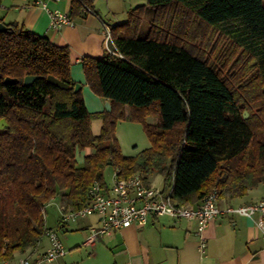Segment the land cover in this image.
Wrapping results in <instances>:
<instances>
[{
  "label": "trees",
  "instance_id": "1",
  "mask_svg": "<svg viewBox=\"0 0 264 264\" xmlns=\"http://www.w3.org/2000/svg\"><path fill=\"white\" fill-rule=\"evenodd\" d=\"M91 2L71 0L69 18L84 5L91 10ZM5 25L0 260L37 245L47 230L44 204L56 195L64 212L85 206L91 182L106 184L108 166L144 181L160 173L182 204L198 203L213 188L243 195L264 181V0H146L130 8L109 27L114 52L81 59L87 85L111 104L94 113L74 90L67 46L21 23ZM25 75L37 78L24 85ZM7 76L15 82L4 83ZM126 115L150 141L136 156L124 155L115 136ZM94 118L101 119L97 134ZM86 148L79 165L76 154Z\"/></svg>",
  "mask_w": 264,
  "mask_h": 264
},
{
  "label": "crops",
  "instance_id": "2",
  "mask_svg": "<svg viewBox=\"0 0 264 264\" xmlns=\"http://www.w3.org/2000/svg\"><path fill=\"white\" fill-rule=\"evenodd\" d=\"M145 2L92 0V12L83 9L72 23L62 22L58 28H53L51 15L69 16L71 0H0V21L21 23L31 32L47 36L55 44L67 46L71 79L81 84L84 104L89 112L94 113L105 110V101L109 100L91 91L85 81L81 59L84 56L101 57L107 50L103 41V25L110 27L123 21L130 8ZM107 47L114 48L113 43H108ZM125 113L128 114L127 107ZM90 152V148L82 150L80 161ZM153 175L145 182L156 186L152 181ZM263 195L264 181L243 195L219 196L218 193L216 203L220 208L236 207L256 202ZM189 204L195 206L198 203ZM62 211L61 204L56 210L55 224L50 225L46 221V227L57 230L65 252L55 260L38 264H264V215L259 213L252 217L237 213L217 215L202 232L206 243L201 250L195 220L150 215L145 225L132 224L108 231L90 247L83 244L84 239L90 227L100 225V218L92 213L75 221H62ZM47 246L48 239L44 233L36 246L24 252H14L13 259L36 257Z\"/></svg>",
  "mask_w": 264,
  "mask_h": 264
},
{
  "label": "built area",
  "instance_id": "3",
  "mask_svg": "<svg viewBox=\"0 0 264 264\" xmlns=\"http://www.w3.org/2000/svg\"><path fill=\"white\" fill-rule=\"evenodd\" d=\"M84 9L92 12L86 5ZM62 22L72 23L68 15L53 13L51 26L58 28ZM103 41L107 52H114L108 48L112 42L110 29L103 25ZM118 169H112V182L102 184L93 180L89 187V202L77 210L62 211V221H75L92 213L100 218L98 227H90L83 244L93 246L99 237L111 230H117L129 225L143 226L148 222L150 215L169 216L176 219L196 221V233L200 236L199 247H205V238L202 232L208 223L221 213H237L252 217L255 213L264 215V195L256 202L241 206H217L218 189L207 192L195 206L182 204L171 198L172 188H159L146 183L139 172L123 178L118 176ZM261 227V224H259ZM45 235L48 246L44 252L36 257L23 256L16 259H1L0 264H38L42 261H52L65 252L57 230L47 229Z\"/></svg>",
  "mask_w": 264,
  "mask_h": 264
},
{
  "label": "rangeland",
  "instance_id": "4",
  "mask_svg": "<svg viewBox=\"0 0 264 264\" xmlns=\"http://www.w3.org/2000/svg\"><path fill=\"white\" fill-rule=\"evenodd\" d=\"M147 122H154L156 118L147 117ZM101 119L94 118L91 121V131L94 134H97L100 130ZM115 136L119 143L121 152L126 156H136L141 150L150 146V141L147 137L146 132L143 129V126L140 122L132 120L126 115L125 118L119 119L116 122L115 127ZM81 153H77L76 160L80 165ZM105 183L112 182V167L108 166L104 171ZM153 184L158 187H163V176L160 173H156L152 176ZM169 185L166 184L165 188H169ZM62 204L58 195L50 199L44 204L43 212L48 224L54 225L56 222V210L60 208Z\"/></svg>",
  "mask_w": 264,
  "mask_h": 264
},
{
  "label": "water",
  "instance_id": "5",
  "mask_svg": "<svg viewBox=\"0 0 264 264\" xmlns=\"http://www.w3.org/2000/svg\"><path fill=\"white\" fill-rule=\"evenodd\" d=\"M7 25H5V23L1 22L0 21V31H6L7 30ZM35 78H37L36 75H25L23 77V81L22 83L24 85H28L30 84ZM4 83L6 84H12L15 82V79L14 78H11V77H5L4 78ZM46 81L55 85L56 87L58 88H61V89H68L69 88V85L67 83H65L64 81H61L59 79H57L56 77H54L53 75H47L46 76ZM81 88V84L79 83H75L74 85V90H78ZM105 110L106 111H110L111 110V105L109 103V101H105ZM244 116L246 117L247 116V113L244 114ZM0 123H3L5 126H7V122L4 118H0ZM0 129H1V125H0Z\"/></svg>",
  "mask_w": 264,
  "mask_h": 264
},
{
  "label": "flooded vegetation",
  "instance_id": "6",
  "mask_svg": "<svg viewBox=\"0 0 264 264\" xmlns=\"http://www.w3.org/2000/svg\"><path fill=\"white\" fill-rule=\"evenodd\" d=\"M0 125H1V129L0 130H3V129H5L7 127L3 123H0Z\"/></svg>",
  "mask_w": 264,
  "mask_h": 264
}]
</instances>
